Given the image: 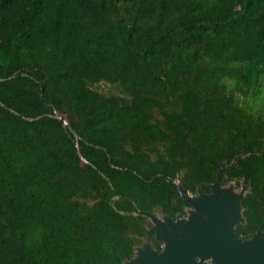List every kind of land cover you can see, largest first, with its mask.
<instances>
[{"label": "trees", "instance_id": "obj_1", "mask_svg": "<svg viewBox=\"0 0 264 264\" xmlns=\"http://www.w3.org/2000/svg\"><path fill=\"white\" fill-rule=\"evenodd\" d=\"M247 186L264 230V0H0V264H124L141 212Z\"/></svg>", "mask_w": 264, "mask_h": 264}, {"label": "water", "instance_id": "obj_2", "mask_svg": "<svg viewBox=\"0 0 264 264\" xmlns=\"http://www.w3.org/2000/svg\"><path fill=\"white\" fill-rule=\"evenodd\" d=\"M223 164L217 180L207 187L206 194L198 188L190 195L180 181L176 182L181 198L191 207L187 218L141 212L155 227V241L163 245L161 251L144 244L134 257L124 264H264V231L258 230L244 240L235 228L246 222L243 201L247 186L239 193L235 186H223L225 175L236 166Z\"/></svg>", "mask_w": 264, "mask_h": 264}, {"label": "flooded vegetation", "instance_id": "obj_3", "mask_svg": "<svg viewBox=\"0 0 264 264\" xmlns=\"http://www.w3.org/2000/svg\"><path fill=\"white\" fill-rule=\"evenodd\" d=\"M232 185V184H231ZM234 185V184H233ZM230 186V185H229ZM242 189V188H241ZM247 189H248V187H247ZM204 193H206V194H210L211 193V191L209 190V192H204ZM247 193V192H246ZM190 194V193H189ZM190 195H192V196H195V195H193V194H190ZM197 195V194H196ZM245 196H246V194H245ZM191 210V207L188 205V207H186V209H185V211H186V213H185V215L184 216H180V215H177L175 218H173L174 220H176L177 219V217H180V218H187L188 217V212ZM153 225V224H152ZM242 225V224H241ZM241 225H238L237 227H239V226H241ZM237 227L235 228V231H236V229H237ZM262 230V229H261ZM241 231H243V230H241ZM241 231H239V233L241 232ZM264 231V230H263ZM239 233H237L236 232V234L239 236V237H241L242 239H244V240H247V239H250V238H252V237H246V232H245V234H239ZM162 248H163V246H161L160 245V249L162 250ZM160 250V251H161Z\"/></svg>", "mask_w": 264, "mask_h": 264}, {"label": "rangeland", "instance_id": "obj_4", "mask_svg": "<svg viewBox=\"0 0 264 264\" xmlns=\"http://www.w3.org/2000/svg\"><path fill=\"white\" fill-rule=\"evenodd\" d=\"M236 190V189H235ZM241 191V189H239V190H236V192L237 193H239ZM161 215H163V214H160V215H158V216H161ZM239 234H245V231H241ZM161 246H163L162 244H160Z\"/></svg>", "mask_w": 264, "mask_h": 264}]
</instances>
